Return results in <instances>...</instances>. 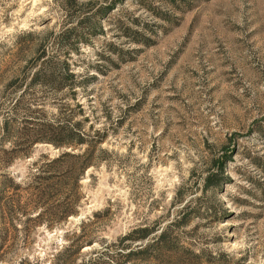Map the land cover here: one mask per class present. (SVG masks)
I'll return each mask as SVG.
<instances>
[{
  "label": "rangeland",
  "instance_id": "obj_1",
  "mask_svg": "<svg viewBox=\"0 0 264 264\" xmlns=\"http://www.w3.org/2000/svg\"><path fill=\"white\" fill-rule=\"evenodd\" d=\"M116 1L93 18L104 31L70 57L94 74L79 99L106 130L79 181L78 211L50 227L0 208V264H264V0ZM64 18L58 0H0V136L9 80L41 39L55 44ZM39 105L56 109L52 97ZM43 151L57 148L36 142L15 156L13 179L29 180L28 162ZM221 161L226 179L205 187ZM177 189L199 208L184 222ZM18 194L28 193L5 192ZM158 220L172 247L131 238ZM71 231L86 239L79 251L65 248Z\"/></svg>",
  "mask_w": 264,
  "mask_h": 264
},
{
  "label": "trees",
  "instance_id": "obj_2",
  "mask_svg": "<svg viewBox=\"0 0 264 264\" xmlns=\"http://www.w3.org/2000/svg\"><path fill=\"white\" fill-rule=\"evenodd\" d=\"M116 2L108 0L97 5L94 0H58L65 18L55 44L48 46L42 43L46 37L41 39L34 54L9 80V84H14V92L1 124L0 208L11 219H20L24 215L28 220L41 219L51 227L78 211L83 195L79 181L85 170L93 164V148L103 142L106 130L103 125L95 126L97 116H93L91 110V113L86 112L79 99V95L88 93V84L94 74L85 66L78 68L70 57L72 51H79L80 42H84L90 34L104 31L103 26L93 18L110 12ZM133 31L138 33L137 30ZM33 34L34 31H26L28 36ZM70 37L74 42H66ZM46 97H52L56 106L50 115L43 105H39L44 103ZM89 120L88 126H85ZM116 121L119 122V118ZM6 142L9 143L8 147L4 146ZM36 142L51 143L57 148L56 154L40 152L28 162L30 179L24 183L15 181L7 166L15 156H30ZM223 163L221 161L216 168L207 170L204 175L205 187L219 185L226 179L223 176ZM10 188L24 189L28 194L24 199L20 194L6 197L5 192ZM184 200V192L177 189L172 204L182 205L176 222H184L187 216L199 210L197 205ZM33 210L37 212L31 215ZM133 231L137 235L131 238H145L152 234L150 244H154L157 249L172 247L175 240L167 226L160 227L159 220L153 225L137 226ZM75 234L76 239L65 248L73 244L74 251H79L86 239L75 231L66 233L71 236ZM70 260L71 257L68 258ZM80 264L97 263L90 258Z\"/></svg>",
  "mask_w": 264,
  "mask_h": 264
}]
</instances>
